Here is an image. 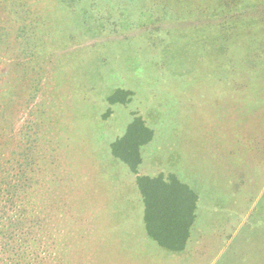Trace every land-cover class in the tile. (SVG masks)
Here are the masks:
<instances>
[{"label":"rangeland","instance_id":"rangeland-1","mask_svg":"<svg viewBox=\"0 0 264 264\" xmlns=\"http://www.w3.org/2000/svg\"><path fill=\"white\" fill-rule=\"evenodd\" d=\"M239 1L0 0V162L33 146L62 264H264V0ZM133 112L153 129L138 173L198 194L181 251L111 154Z\"/></svg>","mask_w":264,"mask_h":264},{"label":"trees","instance_id":"trees-1","mask_svg":"<svg viewBox=\"0 0 264 264\" xmlns=\"http://www.w3.org/2000/svg\"><path fill=\"white\" fill-rule=\"evenodd\" d=\"M250 3L240 0L237 4L249 6ZM251 32L254 36V28ZM256 33L259 35L260 31ZM261 38V52H264V36ZM259 55L263 54L259 52ZM254 61V58L250 61L253 67ZM248 74L253 78L254 72ZM131 96L130 90L118 88L108 96V101L125 104ZM132 114L124 133L110 143L111 154L135 174L147 235L169 251H181L196 217L198 194L175 173H138L141 147L152 139L153 129L138 112ZM32 149L29 144L21 161L7 158L5 163L0 162V264H62L57 253L60 230L50 232L46 227V214L36 209L33 193L39 184L35 178L39 167Z\"/></svg>","mask_w":264,"mask_h":264}]
</instances>
